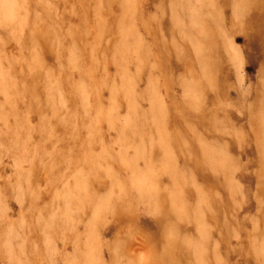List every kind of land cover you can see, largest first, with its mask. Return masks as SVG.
Listing matches in <instances>:
<instances>
[{
	"label": "rangeland",
	"instance_id": "rangeland-1",
	"mask_svg": "<svg viewBox=\"0 0 264 264\" xmlns=\"http://www.w3.org/2000/svg\"><path fill=\"white\" fill-rule=\"evenodd\" d=\"M0 264H264V0H0Z\"/></svg>",
	"mask_w": 264,
	"mask_h": 264
}]
</instances>
